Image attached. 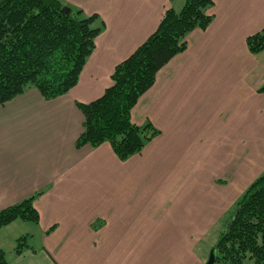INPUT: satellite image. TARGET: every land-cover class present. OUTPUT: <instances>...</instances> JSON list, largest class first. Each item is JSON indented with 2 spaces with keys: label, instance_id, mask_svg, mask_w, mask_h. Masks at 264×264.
<instances>
[{
  "label": "crops",
  "instance_id": "crops-1",
  "mask_svg": "<svg viewBox=\"0 0 264 264\" xmlns=\"http://www.w3.org/2000/svg\"><path fill=\"white\" fill-rule=\"evenodd\" d=\"M61 1L97 14L103 30L68 94L47 101L30 89L0 106V210L35 196L40 215L38 243L8 264H205V194L183 217L174 212L178 187L216 183L209 165L227 181L264 172V51L247 45L264 30V0H213L211 24L189 33L187 49L134 107L132 121L159 134L125 161L108 143L76 148L84 121L77 104L101 97L116 66L185 0Z\"/></svg>",
  "mask_w": 264,
  "mask_h": 264
},
{
  "label": "trees",
  "instance_id": "trees-1",
  "mask_svg": "<svg viewBox=\"0 0 264 264\" xmlns=\"http://www.w3.org/2000/svg\"><path fill=\"white\" fill-rule=\"evenodd\" d=\"M213 0H185L168 9L157 30L112 74V85L90 103H78L83 132L76 148L108 143L122 161L140 154L158 134L152 123L138 125L131 115L139 99L155 84L157 74L187 49V36L205 30L213 16ZM61 0H0V106L30 89L54 100L77 86L95 49L103 24L97 14L81 9L66 14ZM251 53L264 51V30L247 39ZM264 92V85L259 88ZM35 196L0 210V230L17 221L39 224ZM228 229L214 246V264H264V174L237 203ZM27 237L17 240L16 255L31 249ZM0 264H8L0 249Z\"/></svg>",
  "mask_w": 264,
  "mask_h": 264
},
{
  "label": "rangeland",
  "instance_id": "rangeland-1",
  "mask_svg": "<svg viewBox=\"0 0 264 264\" xmlns=\"http://www.w3.org/2000/svg\"><path fill=\"white\" fill-rule=\"evenodd\" d=\"M209 169L211 172L207 173L211 175L210 177L213 176V178L217 180L216 183L211 182L210 178H207L205 183L203 182L198 185L191 184L188 179L183 180L180 184L183 188L178 187V190L182 191V201L176 203L174 208V212L180 213L183 217L184 215H193L194 208L197 209L193 198L198 196V191L204 192L205 203H203L202 207L198 206V209L202 215L205 216L204 224L208 230L206 231L204 238L200 239L198 243L199 247L203 250V253H207L208 258L220 236L228 229L230 221L237 211L238 201L251 185L264 174L263 172L260 176L255 178L252 177L249 183L246 180L235 182L231 180L227 181L225 179V173L221 168H215V165L212 167L209 165ZM183 193L188 199V202L185 197L183 199ZM13 226L14 227L11 229H7L8 231L5 230L0 233V243L4 240L3 247L7 257L14 252L19 238L26 236L28 238L27 243L31 247L39 241L36 235L38 230L36 224L18 221V223ZM6 231L7 236H4L3 234H5L4 232ZM9 241L10 243H8ZM245 264L254 263L251 260H247Z\"/></svg>",
  "mask_w": 264,
  "mask_h": 264
},
{
  "label": "water",
  "instance_id": "water-1",
  "mask_svg": "<svg viewBox=\"0 0 264 264\" xmlns=\"http://www.w3.org/2000/svg\"><path fill=\"white\" fill-rule=\"evenodd\" d=\"M62 12L68 14L71 12V9L66 6L62 9ZM214 262H215V253L214 251H211L210 256L205 264H214Z\"/></svg>",
  "mask_w": 264,
  "mask_h": 264
}]
</instances>
